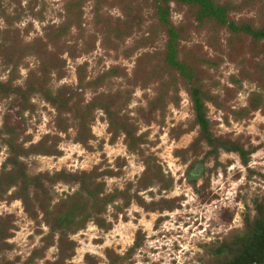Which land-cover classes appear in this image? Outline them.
Returning <instances> with one entry per match:
<instances>
[{
  "label": "rangeland",
  "instance_id": "rangeland-1",
  "mask_svg": "<svg viewBox=\"0 0 264 264\" xmlns=\"http://www.w3.org/2000/svg\"><path fill=\"white\" fill-rule=\"evenodd\" d=\"M261 32L264 0H0V264L240 253L264 218Z\"/></svg>",
  "mask_w": 264,
  "mask_h": 264
},
{
  "label": "trees",
  "instance_id": "trees-1",
  "mask_svg": "<svg viewBox=\"0 0 264 264\" xmlns=\"http://www.w3.org/2000/svg\"><path fill=\"white\" fill-rule=\"evenodd\" d=\"M260 35H264L263 32ZM194 98L196 96H193ZM253 234L246 238L247 243L234 258L227 261L225 264H246L244 260H254L262 253L264 254V218L253 224Z\"/></svg>",
  "mask_w": 264,
  "mask_h": 264
},
{
  "label": "water",
  "instance_id": "water-1",
  "mask_svg": "<svg viewBox=\"0 0 264 264\" xmlns=\"http://www.w3.org/2000/svg\"><path fill=\"white\" fill-rule=\"evenodd\" d=\"M200 168H201V165L198 164L197 167L195 168V170L192 172V175L197 176L200 172Z\"/></svg>",
  "mask_w": 264,
  "mask_h": 264
}]
</instances>
